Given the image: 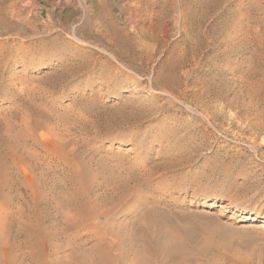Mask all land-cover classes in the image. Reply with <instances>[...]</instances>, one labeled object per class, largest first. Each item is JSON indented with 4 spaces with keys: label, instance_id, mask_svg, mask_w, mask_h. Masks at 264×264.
Returning a JSON list of instances; mask_svg holds the SVG:
<instances>
[{
    "label": "rangeland",
    "instance_id": "obj_1",
    "mask_svg": "<svg viewBox=\"0 0 264 264\" xmlns=\"http://www.w3.org/2000/svg\"><path fill=\"white\" fill-rule=\"evenodd\" d=\"M0 264H264V0H0Z\"/></svg>",
    "mask_w": 264,
    "mask_h": 264
},
{
    "label": "bare ground",
    "instance_id": "obj_2",
    "mask_svg": "<svg viewBox=\"0 0 264 264\" xmlns=\"http://www.w3.org/2000/svg\"><path fill=\"white\" fill-rule=\"evenodd\" d=\"M136 12V11H135ZM140 13V12H139ZM104 15V14H103ZM113 24V23H112ZM111 26V25H110ZM126 30V29H125ZM210 207H215V206H218V205H220L219 203H216V202H212V203H210V204H208ZM247 226H249L250 228H258L260 225H258L257 223H249V225H247Z\"/></svg>",
    "mask_w": 264,
    "mask_h": 264
}]
</instances>
